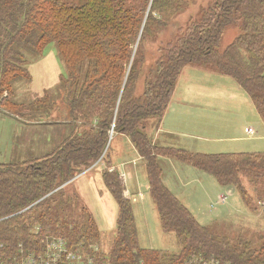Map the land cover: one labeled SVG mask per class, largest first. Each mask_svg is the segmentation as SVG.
Wrapping results in <instances>:
<instances>
[{
	"label": "trees",
	"instance_id": "obj_1",
	"mask_svg": "<svg viewBox=\"0 0 264 264\" xmlns=\"http://www.w3.org/2000/svg\"><path fill=\"white\" fill-rule=\"evenodd\" d=\"M187 1L151 0L146 15L150 0H0V96L24 75L26 56L37 58L54 42L66 69L60 85L67 92L70 122L76 125L42 158L19 166L0 164V244L6 245L2 254L17 253L20 243L28 248L25 251L37 249L38 238L29 232L27 218L43 223L73 246L98 240L96 222L79 195L76 191L66 195L72 183L52 192L74 178L81 165L89 167L100 158L114 123V133L128 136L145 158L162 228L175 235L179 250L167 255L139 246L132 205L124 195L119 173L105 169L104 181L119 204L117 234L108 256L112 264L155 260L158 253L165 258L162 264H184L199 254L233 264H264V239L254 249L247 243L235 245L216 239L210 234L211 227L201 225L163 184L158 156L172 151L153 144L146 123L162 119L186 65L233 77L251 96L264 122V0H213L160 48L159 58L147 70L145 97L129 98L132 92L123 84L127 70L135 68L138 56L134 57L133 50L141 29L144 38L152 23L159 30L164 28L170 23L169 16L184 11ZM232 25L239 26L240 34L219 52L217 43ZM26 77L31 81L30 74ZM6 96L0 97L3 103H9V92ZM174 154L212 174L222 186L234 187L247 204L250 195L244 178L258 196L264 195V152ZM106 159L109 163L110 158ZM78 210L82 215H76Z\"/></svg>",
	"mask_w": 264,
	"mask_h": 264
},
{
	"label": "rangeland",
	"instance_id": "obj_2",
	"mask_svg": "<svg viewBox=\"0 0 264 264\" xmlns=\"http://www.w3.org/2000/svg\"><path fill=\"white\" fill-rule=\"evenodd\" d=\"M212 1L213 0H188L187 7H185L184 11L169 16L168 22L171 24L168 23L164 28L159 30V28L152 23L150 25V31L147 32L144 38H142L143 28L141 29L140 36L133 50L134 57L135 55L138 56V58L135 59V68L132 71L130 70L131 72L127 70L123 83L124 87L127 85L128 91L130 93L132 92L129 98L145 97V88L149 81L147 70L150 69L159 58L160 48L178 35L180 27L185 29L189 21L192 22L194 19L198 18L199 15H201L200 10L209 7ZM148 6L149 8L146 11V15L150 11L151 0ZM155 16L156 14H154V17ZM239 34L240 29L238 25L228 26L224 30L220 41L217 43V50L221 52L226 49L234 42ZM51 55L53 58H51ZM24 67L27 70V74H30V76L31 74L35 75L36 72L42 73V76L41 80L37 81L38 83L35 84L36 82L32 81V78L31 81H29L28 77H26L27 74L25 70L22 78L10 86V91H8L9 103H3L0 100V164L13 163L19 166L23 163L42 158L51 152L54 147L58 146L76 126L70 122L73 119L70 106L67 105L66 102L67 92L65 89H62L60 85L61 77L59 76L62 74L64 75L66 69L63 60L59 56V51L55 43L51 42L46 45L43 54L37 58L26 56ZM226 79H229L233 85L228 86L222 92L220 91L222 86L217 85V88L213 87V98H221L223 97L222 93L226 92L224 96L234 99V104L228 107L227 111L217 115L218 117L212 120V129L209 131L202 132L197 129L189 130V133L201 136V139L194 138L190 141L203 145L206 154L264 152V122L260 114L256 110L249 95L241 89L232 78L228 77ZM124 87L115 108V115L118 112V106L119 104L121 105L124 96ZM8 92L5 91V94L4 92L2 94L6 97L5 99H7L6 95ZM130 93H128V96ZM2 95L0 97H2ZM89 119H87V122L90 121ZM154 121L155 119H150L147 120L146 123L152 124ZM245 127L254 128L256 134L254 136H249V134L244 132ZM79 128L82 129V127L78 125V129ZM85 129H87V127L83 128V130ZM151 129L150 126L148 128L150 133H152ZM109 134V141L100 158L89 167L81 165V171H79L74 178L55 189L52 193L58 192L66 185L72 183L78 176L93 178V176L99 175L103 169V165L100 163L105 164V166L109 164L106 162L107 157L114 156V160L121 159L117 157L114 152H116L118 147L123 149L127 146L122 141L121 136L114 133V123ZM104 153H106L107 156H105ZM133 155L135 156V154ZM176 163L179 167L177 166V168L175 167L169 171L167 170V172L170 173L168 174V176H170V181H173L174 184L177 185V192L175 191V193L181 197H184L183 194H185L190 198L192 203L189 206H191L197 214L202 216V218L205 216V219L202 220V222H204L203 224H209L217 215L221 217V212L226 215L225 218H218L211 222L209 225L211 227V236L219 240L222 239L226 243L231 241L232 244L236 243L235 245L247 243L250 247H253V249L261 244L264 239V195L258 196L254 188L248 184L249 180L247 178L243 179V183L250 195L249 205L243 200L240 193L234 187L231 190L235 191V193L232 191L228 192L230 196L234 195L229 199L226 198L225 202L228 199L226 203L221 202V204H218L215 203L217 198L216 194L212 196L214 191L211 190L212 183L213 185H218L215 176L199 170H197L199 171L197 173L201 176L192 175L186 170L180 169L189 166H185L186 164H182L179 161ZM87 170L92 171L86 173ZM205 179H207L209 183H207ZM84 181L87 180L85 179ZM208 190L211 191V196H205ZM73 191H76V189L71 184L69 188L66 189V195L72 196ZM47 196L41 200L45 199ZM235 200H237V202H235ZM81 203L79 208L83 205V203L82 205ZM213 204L216 206L211 209L210 207ZM147 207L143 210L142 205H136V211L138 212L136 221L138 225L139 246L145 249L167 252V255L177 253L179 245L175 235L173 233L163 232L155 211L149 205ZM140 210L141 212H139ZM188 210L193 213L191 208ZM22 212H24V210L19 213ZM116 213L117 210L115 206L114 209H112V213L108 212V218H104L105 213L101 207H99L96 213L101 228V234L99 232L98 240L92 243H99L100 254H103L107 258V261H109V251L116 237ZM76 215L80 216L82 212L80 213V210H78ZM26 221L28 222L29 232L33 233L34 238H38L37 246H34L35 248L45 249L44 245L47 240L49 239L50 241L58 236L57 233H51V230L41 222L31 221L28 218ZM12 227L13 225L9 228L12 229ZM89 243H91V241H89ZM2 247H6V245L0 244V249H2ZM16 248L17 251L20 249H28L22 243ZM158 256L159 258L155 260L148 258L142 259L146 263L162 264L161 259L164 260L165 258H162V255L159 253ZM219 259L222 260V258Z\"/></svg>",
	"mask_w": 264,
	"mask_h": 264
},
{
	"label": "crops",
	"instance_id": "obj_3",
	"mask_svg": "<svg viewBox=\"0 0 264 264\" xmlns=\"http://www.w3.org/2000/svg\"><path fill=\"white\" fill-rule=\"evenodd\" d=\"M51 58H53L52 55ZM41 76L42 73L40 72H36L35 75L31 74L32 81L36 82L35 84H37L38 83L37 81L41 80ZM59 77H61V75ZM228 77L232 78L240 86V88L246 92V90L231 76L221 74L219 72L213 71L203 66H198V65L184 66L178 77L174 91L170 98V102L162 119L158 122L155 120L152 124L148 125V128L151 126L152 133H150L147 130V134L152 139L153 144L157 145L158 147H161L160 149H163L164 151H168V152L172 151L171 154H162L158 156L159 163L162 168L163 184L187 208L189 205H191L192 201L185 194H183L184 197H181L175 193V191L177 192V185L174 184L173 181H170V176H168V174L170 173H168L167 170L169 171L170 169H174L175 167L177 168L178 165H176L177 164L176 162L179 161L182 164H186L185 166H189L186 168H180L181 170H186L192 175L201 176L197 172L203 170H200L194 167L193 165L174 156L175 155L174 153H179L180 151H182L187 154H206L203 145L196 144L190 141L191 139L194 138L201 139V136L193 135L189 133V130L197 129L198 131H202V132L209 131L210 129H212V120L215 117H218L217 115H220L225 111H227V108L234 104V99H230L224 96L226 92L222 93L223 97L221 98H213L214 95L212 92L213 87L217 88V85L222 86V89H220V91L222 92L228 86L233 85V83H231L229 79H226ZM249 97L251 98L250 95ZM251 101L254 104L252 99ZM248 128H252V127L244 128V132L246 134H249L246 132V129ZM252 129L254 130V133L249 134V136H254L256 134L255 129L254 128ZM119 136H121L122 141L127 146V147L124 146L125 148L123 149L121 147H118L116 152H114L117 155V157L121 159L114 160L113 159L114 156L109 157L110 160L108 166H105V164L100 163L101 165H103V169L101 170L99 175L93 176V178L92 177L84 178L78 176L72 182V186L76 189L77 194L79 195V198L83 203V205L93 216V219L96 222L100 234H101V228L98 222V216L96 214L99 207H101V209L105 213L104 218H108V212L112 213V209H114V206L116 207L117 210L116 234H117L119 204L116 198L113 196L111 190L106 185L103 178V172L105 169H107L108 172L110 173L117 171L124 186V195L132 205L133 214L135 217V223L137 227L138 239H139V234H138V225L136 221V215L138 216V212L136 211V205L138 204L143 206V210H145L148 205L153 208V210L157 215V219L159 221L160 227L164 232L161 225V220L157 205L150 192V183L148 178L146 160L139 153L136 146L133 144V142L128 136L122 134H119ZM232 153H245V152H232ZM133 154H135V156ZM90 171L92 170L89 171L87 170L86 173ZM85 179L87 181H84ZM205 180L207 181V183H209L207 179ZM232 188L233 187L222 186L219 182L218 185H213L212 183L211 190H213L214 193L212 194L211 191L208 190L205 196L206 195L211 196V194L213 196L214 194H216L217 198L215 203L221 204V198L223 196H226L229 199L234 195L233 194L230 196L228 193L229 191L235 193V191L231 190ZM235 202H237V200H235ZM215 206L216 205L213 204L210 208L213 209ZM189 208L192 209L193 213L191 211L190 212L195 217V219L203 226H209L211 222H213L214 220L218 218L222 219L226 217V215L222 214L221 212V217L217 215L215 216L216 218L212 220L209 224L204 225L203 224L204 222H202V220L205 219V216L204 218H202V216L197 214L191 206H189ZM139 212H141V210ZM147 250H153V249H147Z\"/></svg>",
	"mask_w": 264,
	"mask_h": 264
},
{
	"label": "built area",
	"instance_id": "obj_4",
	"mask_svg": "<svg viewBox=\"0 0 264 264\" xmlns=\"http://www.w3.org/2000/svg\"><path fill=\"white\" fill-rule=\"evenodd\" d=\"M246 132L249 134H253L254 130L252 128H248L246 129ZM104 154L106 156V153ZM226 198V196H223L221 198V202H225ZM44 246L45 249L37 248L28 251L20 249L18 253H15L11 256L6 254L4 255L0 251V264H112L110 261H107V258L103 254H100L99 243H83L77 246H73L70 245L64 237L57 236L50 241L48 239ZM135 264L148 263L140 260ZM184 264L232 263L223 261L213 255L204 256L199 254L192 255L190 258L185 260Z\"/></svg>",
	"mask_w": 264,
	"mask_h": 264
},
{
	"label": "water",
	"instance_id": "obj_5",
	"mask_svg": "<svg viewBox=\"0 0 264 264\" xmlns=\"http://www.w3.org/2000/svg\"><path fill=\"white\" fill-rule=\"evenodd\" d=\"M138 132H140V133H141L142 131H141V130H138Z\"/></svg>",
	"mask_w": 264,
	"mask_h": 264
}]
</instances>
